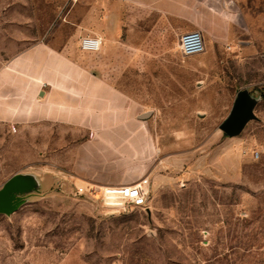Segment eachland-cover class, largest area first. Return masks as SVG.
<instances>
[{"label":"rangeland","instance_id":"obj_1","mask_svg":"<svg viewBox=\"0 0 264 264\" xmlns=\"http://www.w3.org/2000/svg\"><path fill=\"white\" fill-rule=\"evenodd\" d=\"M189 31L204 53L183 56ZM36 51L73 64L65 83ZM17 61L29 81L6 77ZM93 81L124 101L89 104ZM241 91L256 118L230 138ZM114 167L150 178L146 208H107L81 181ZM17 174L38 186L0 214V264H264V0H0V189Z\"/></svg>","mask_w":264,"mask_h":264},{"label":"crops","instance_id":"obj_2","mask_svg":"<svg viewBox=\"0 0 264 264\" xmlns=\"http://www.w3.org/2000/svg\"><path fill=\"white\" fill-rule=\"evenodd\" d=\"M88 31V30H86ZM83 36V34H80ZM87 37H91V36H87ZM86 38V37H84ZM83 39V38H82ZM102 39V38H101ZM102 41L104 42V40L102 39ZM109 42V40H108ZM103 46V44H102ZM102 48V47H101ZM101 50V49H100ZM99 50V51H100ZM85 52V51H84ZM87 53H94V52H87ZM33 66H42L44 67L45 71H49L50 72V82L51 84H56V83H65L64 81L59 79V74L61 73H66L69 70L74 69L73 64L65 59L61 54H58L56 56L50 57L49 60L45 59L43 57V54L40 51H36V53L34 54L33 57ZM23 61H17L13 64L12 68L10 69V71L6 72V77L10 80H22V81H27L28 78L20 75V73L18 72L21 69V65L23 66ZM26 68V67H25ZM71 80V79H70ZM69 79H67V81H70ZM29 81V80H28ZM62 81V82H61ZM69 83V82H68ZM107 82H92L91 85L88 88L87 91V95L85 98V101L88 102L89 104H98L99 106H107L109 103H107V99H111L112 101L114 100L115 102L119 103L120 101H124L123 99L119 98V96L117 95L118 91L114 88L111 87H105L102 86L101 84H105ZM70 84V83H69ZM45 92V91H44ZM46 95V92H45ZM44 95V96H45ZM48 96V94L46 95V97ZM101 97L103 98L101 100ZM73 97L69 96V100H72ZM110 100V101H111ZM36 105L38 107L41 108V110H46V107L42 108L40 102H36ZM26 106H29V103L26 104ZM101 108V107H100ZM47 111V110H46ZM45 111V112H46ZM46 115V113H44ZM53 114V113H52ZM126 138V139H125ZM127 136L125 135V133H121V134H116V135H111V141H109L108 145L112 146L114 148H122L125 147V143H126ZM98 142H100V139H98ZM137 143V142H136ZM129 148V147H127ZM133 148L136 151H139L140 153H144V147L142 146V144L137 143L135 146H133ZM119 151V150H118ZM120 152V151H119ZM119 169L117 167H114V169L109 168L107 170V173L104 174H99L97 177H94L93 180L97 181L98 183H94V182H89V181H85V180H81L82 183H84L85 185H87L86 189L93 191L95 190V187H97V189L99 190H103L106 187L109 186H118V185H123V184H130L131 182L128 180H124V174L125 172L122 170V172L118 171ZM91 186L92 188L89 189ZM150 188H151V181H150Z\"/></svg>","mask_w":264,"mask_h":264},{"label":"water","instance_id":"obj_3","mask_svg":"<svg viewBox=\"0 0 264 264\" xmlns=\"http://www.w3.org/2000/svg\"><path fill=\"white\" fill-rule=\"evenodd\" d=\"M41 91L40 96L44 97ZM256 101L246 91L238 93L232 110L227 119L221 124L220 130L230 138L240 135L246 125L256 118L254 113ZM150 114L142 115V121L147 120ZM37 181L30 175L17 174L0 189V214L10 215L25 201L27 195L37 190Z\"/></svg>","mask_w":264,"mask_h":264},{"label":"built area","instance_id":"obj_4","mask_svg":"<svg viewBox=\"0 0 264 264\" xmlns=\"http://www.w3.org/2000/svg\"><path fill=\"white\" fill-rule=\"evenodd\" d=\"M103 41L99 37H86L81 40L80 47L85 52H97ZM183 56H197L205 51L204 37L200 31L184 33L179 41ZM83 192L82 189H80ZM104 205L110 209H120L125 206L146 208L150 199V178L143 177L136 183L109 186L102 190Z\"/></svg>","mask_w":264,"mask_h":264}]
</instances>
